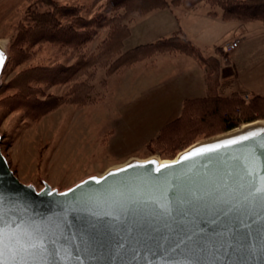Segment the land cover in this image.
<instances>
[{"label":"water","instance_id":"obj_1","mask_svg":"<svg viewBox=\"0 0 264 264\" xmlns=\"http://www.w3.org/2000/svg\"><path fill=\"white\" fill-rule=\"evenodd\" d=\"M9 56L0 52V86ZM258 129L264 125L196 142L168 159L175 163L131 158L61 191L47 181L41 189L22 182L0 133V220L18 233L9 255L17 244L35 243L31 233L48 240L50 251L55 244V264H264V200L252 191L258 174L247 175V142L185 157Z\"/></svg>","mask_w":264,"mask_h":264},{"label":"trees","instance_id":"obj_2","mask_svg":"<svg viewBox=\"0 0 264 264\" xmlns=\"http://www.w3.org/2000/svg\"><path fill=\"white\" fill-rule=\"evenodd\" d=\"M72 1L37 0L26 9L11 48L13 63L21 65L29 62L35 56L34 48L47 43L62 47L66 56L74 57L71 62L59 59L50 65L29 66L17 73L8 84H2L0 90L4 92L17 90L15 95L5 98L10 108L23 107L27 113L38 114L35 117H39L62 104L83 106L94 103L102 96L93 92L92 84L79 79L82 75H88L91 80L101 69L109 77L158 53L178 52L195 58L203 66L206 95L182 101L179 115L167 121L154 137L146 141L148 155L159 153L164 158H174L199 136L209 137L264 119V95L253 93L246 99L239 92L219 94L220 71L223 63L227 62L223 59L227 56L220 46L215 47V54L205 55L179 29L154 41L123 50L124 41L131 35L129 21L134 15L175 6L188 10L207 2L211 6L208 13L212 16H219L225 21H259L264 24V0H103L89 17L83 14L85 5ZM105 5L111 8L108 16L103 12ZM98 29H105V35L93 50L86 51V45ZM70 82L73 85L66 95H45L41 92V86ZM33 83L40 88H35Z\"/></svg>","mask_w":264,"mask_h":264},{"label":"rangeland","instance_id":"obj_3","mask_svg":"<svg viewBox=\"0 0 264 264\" xmlns=\"http://www.w3.org/2000/svg\"><path fill=\"white\" fill-rule=\"evenodd\" d=\"M36 1L0 0V39L7 42L10 54L3 70L2 84H8L17 73L29 66L50 65L59 59L65 62L73 60L74 55L66 56V51H63L62 47L47 43L34 48L35 56L29 62L21 65L13 63L11 48L17 37L18 26L30 3ZM102 1L72 2L85 5L83 14L89 17ZM172 8L182 22L187 20L182 16L185 8L182 6ZM199 8L211 9V6L207 2H201ZM110 10L109 6H103L105 15H110ZM164 12L169 13L168 10ZM164 12L158 9L145 15H134L129 21L131 36L125 40L123 50L153 41L161 33H170L166 24H161ZM245 26L247 28L260 26L264 30L263 23L259 21ZM105 33V29H98L95 37L86 45V51L93 50ZM260 49H264V45L258 48L259 51ZM223 52L227 56L228 52L224 50ZM168 59L165 57L158 61H161V64L165 63L163 66H166ZM223 59L227 60L226 57ZM127 69L115 72L109 77H106L105 70L98 69L91 80L88 75H82L79 79L92 84L93 92L102 96L100 99L96 98L94 103L83 106L62 104L52 111L40 114L39 117H35L38 114L33 116L27 113L26 108L8 106L5 98L15 95L17 90L8 89L7 92L0 90V133L3 135L1 147L11 168L22 182L32 183L37 189H41L44 181H47L61 191L70 188L86 176L101 174L131 158L146 159L153 156L164 158L159 153L148 155L145 145L168 119L165 120L156 113V110L158 111L156 107L160 103L154 100L147 101V96L138 97L134 90L138 87L123 80L122 73L124 74ZM102 80H105L104 84H101ZM72 85V82L55 86L45 85L41 86V92L45 95L50 93L66 95ZM33 86L40 88L38 84L33 83ZM172 96L176 97V94ZM244 96L249 99L251 94ZM161 103L160 109L161 106L167 105ZM41 110L42 108L39 109ZM216 135L218 134L209 137L199 136L192 144Z\"/></svg>","mask_w":264,"mask_h":264},{"label":"crops","instance_id":"obj_4","mask_svg":"<svg viewBox=\"0 0 264 264\" xmlns=\"http://www.w3.org/2000/svg\"><path fill=\"white\" fill-rule=\"evenodd\" d=\"M199 7L200 4L185 9L182 16L187 20L184 22L174 14L173 8L159 9L169 11L168 14H162L164 19L161 24H166L170 33H161L156 39L180 29L205 55L215 54V47L220 46L228 54L227 62L223 63L220 71L219 94L239 92L243 95H264V49L258 50L264 45V30L260 26L247 28L245 25L251 22L225 21L219 16L210 15V9L201 10ZM251 33L256 35L251 36ZM236 39H239L238 46L228 49V44ZM162 57L169 58L166 66L158 61ZM122 75L124 81L138 87L134 89L138 97L147 96V101L167 104L161 109L160 104L156 107V113L167 121L179 115L185 98L206 95L203 66L195 58L183 53H158L133 64ZM172 94H176V97Z\"/></svg>","mask_w":264,"mask_h":264},{"label":"snow or ice","instance_id":"obj_5","mask_svg":"<svg viewBox=\"0 0 264 264\" xmlns=\"http://www.w3.org/2000/svg\"><path fill=\"white\" fill-rule=\"evenodd\" d=\"M258 132H264V129L256 131L246 130L235 137L225 138L211 145L198 146L196 149L185 153V157L246 141L245 147L249 157L247 175L255 179V175L258 174L260 187L257 189L256 186H253L252 191H259L261 200H264V136L258 135ZM168 163H175V161H169ZM161 167L164 166L162 165ZM114 171H118V169H114ZM0 199H3V197L0 196ZM29 236L35 243L23 242L17 244L18 251L9 255V245L13 238L18 239V233L14 232L7 222L0 220V264H55L54 260H50V257L58 255L55 244H52V250L50 251L47 247L49 244L48 240L38 234L34 236L29 233ZM34 248L39 249L37 255H33L30 251Z\"/></svg>","mask_w":264,"mask_h":264},{"label":"bare ground","instance_id":"obj_6","mask_svg":"<svg viewBox=\"0 0 264 264\" xmlns=\"http://www.w3.org/2000/svg\"><path fill=\"white\" fill-rule=\"evenodd\" d=\"M0 52L2 53V54H4L5 56H6V54H8V44H7V42L5 41V40H3V39H0ZM251 125H264V120H259V121H256V122H254V123H250V124H244V125H242V126H240V127H237V128H235V129H232V130H230L229 132H227L226 134H223V135H220V136H217V137H214V138H211V139H216V138H220V137H222V136H227V135H230V134H234V133H237V132H239V131H242L243 129H245V128H247V127H249V126H251ZM201 142H204V141H200L199 143H201ZM198 144V143H197ZM155 158L157 159V161L159 162V163H165V162H167V161H169L167 158H160V157H158V156H155ZM116 166H118V165H116Z\"/></svg>","mask_w":264,"mask_h":264},{"label":"built area","instance_id":"obj_7","mask_svg":"<svg viewBox=\"0 0 264 264\" xmlns=\"http://www.w3.org/2000/svg\"><path fill=\"white\" fill-rule=\"evenodd\" d=\"M238 43H239V39H236V40H233L232 42H230L228 44V49H234L238 46Z\"/></svg>","mask_w":264,"mask_h":264}]
</instances>
